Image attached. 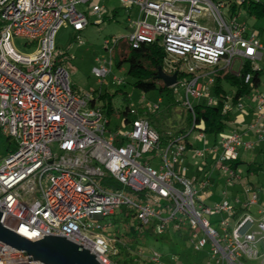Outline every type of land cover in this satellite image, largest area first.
<instances>
[{
	"label": "built area",
	"instance_id": "2783aa9c",
	"mask_svg": "<svg viewBox=\"0 0 264 264\" xmlns=\"http://www.w3.org/2000/svg\"><path fill=\"white\" fill-rule=\"evenodd\" d=\"M101 1L0 0V132L16 144L15 151L0 158V213L6 214L1 224L29 241L64 237L89 251L99 264H114L110 256L117 250L111 244L117 238L105 218L125 208L138 229L152 226L155 236H164L169 223L174 232L187 229L190 249L201 252L208 246L205 253L214 264H264V207L257 216L247 211L257 204V196L240 206L226 200L206 205L181 165L189 137H205L195 124L193 106L216 105L212 89L217 73L238 74L246 62L252 71L262 69L259 32L247 29L230 12L226 18L222 2L117 0L127 17L131 10L138 14L125 46H162V70L177 75L175 94L178 88L183 91L181 104L192 122L185 134H160L151 127L147 112L138 116L129 109V119L110 131L98 93L74 94L67 71L54 55L55 33L69 26L78 39L88 14L103 18ZM238 1L240 5L243 0ZM179 4H186L187 11ZM82 6L85 11L78 8ZM205 17L208 22L202 21ZM15 39H23L33 51L18 53ZM120 46L121 39H105L108 61L97 59L92 68L99 85ZM251 80L247 73L244 82ZM253 92L255 117L247 129L264 142V94L258 88ZM230 101L223 100V113L233 108ZM161 102L149 110L157 111ZM235 107L244 113L240 101ZM253 145L234 131L211 148L191 150L202 160L211 154L212 170L235 184L241 177L231 162L238 160L240 149ZM209 184L208 179L201 183ZM212 216L219 218L213 222ZM150 260L157 264L159 256ZM0 264L42 263L0 242Z\"/></svg>",
	"mask_w": 264,
	"mask_h": 264
},
{
	"label": "rangeland",
	"instance_id": "374dc122",
	"mask_svg": "<svg viewBox=\"0 0 264 264\" xmlns=\"http://www.w3.org/2000/svg\"><path fill=\"white\" fill-rule=\"evenodd\" d=\"M215 2H222L226 5L227 0H214ZM264 2V0H260ZM236 5L239 1L235 0ZM105 9L103 15L106 18H100L97 16H88V25L86 28L77 34L78 39H75V33L71 27H61L54 35V47L55 57H57V65L63 66L69 76L70 88L72 92L78 96H82L85 93H92L98 90H103L112 96V106L114 112L109 117L108 129L110 131L118 130L123 120V111L126 107L137 112L138 115L147 112V119L150 122L151 127L158 133L175 132L181 128L187 129V122H184L185 108L181 104L183 91L178 88V93L174 95L175 101L178 102V106L173 111L167 110V101L164 95H160L158 92L144 93L138 89L132 87V78L127 75V64L124 63L120 68L115 67L112 64L110 66V73L103 79H101V86L98 83V79L92 75V68L97 65L96 60L108 61V51L104 49V41L107 38H118L121 39V46L125 44V38L133 31V22L138 18L136 10H131L129 17L126 16L125 9L119 4L117 0H106ZM182 10L187 11L188 6L186 4H179ZM79 8V7H78ZM116 9L118 15L115 16L112 21L108 18L111 17L112 10ZM221 13L226 16L229 14V7L222 8ZM237 19L241 21L245 27L249 30H257L259 32V39L264 43V18L255 19L253 17H247L243 8L236 9L235 12ZM234 15V14H233ZM200 20V19H199ZM202 21L208 22L207 18H202ZM149 23H152V19H148ZM80 40V43H79ZM23 39L14 40V48L20 54H29L33 51L32 48L26 47ZM125 47L119 48V53L124 52ZM114 55L116 53L114 52ZM115 58V57H114ZM114 61V59H113ZM260 67L264 69V62L259 63ZM234 70H238V65H235ZM117 79L114 81L113 79ZM161 82V81H160ZM162 83V82H161ZM100 88V89H99ZM229 91L230 88L226 86ZM258 92L264 94V72L261 74V84L258 88ZM124 95L126 100H124ZM254 92H250L247 96L240 100V103L247 108L252 103ZM162 102L159 104L157 111L151 112L150 107L158 104V101ZM192 101V100H191ZM102 105V102L99 101ZM194 101H192V104ZM241 109L233 107L229 111V121L223 133L219 134L216 139L219 142L221 136L229 135L232 130H241V124L243 123ZM151 114V115H150ZM150 116V117H149ZM183 117V119H182ZM182 119V120H181ZM212 135H205L203 140L199 141L194 139L193 135L189 137L193 148L198 150H204L206 145L208 148L214 144ZM16 150L15 142L10 139L7 140L0 132V158H3L9 153ZM241 151V150H240ZM239 151V152H240ZM254 151H248L241 153L243 156L244 164H239L236 167V173L242 178H249L251 180L258 176V179L264 180V156L257 158L256 163L260 164V170L255 173L248 172L247 165L248 160L253 161L251 154ZM189 154L183 162V166L186 169V177L193 178L195 173L200 179H211L215 184L213 189L214 199L218 201L226 200L227 202H233L235 197L241 200L246 198L245 189L240 185L226 183L227 175L220 172L219 170H212L211 161L213 160L211 155L205 163L204 160L195 157L194 152L191 149H187L186 154ZM255 154L260 156V153ZM147 158V157H145ZM260 185H264V182H260ZM250 187V186H249ZM197 196L202 194L197 187ZM259 192L264 193V190L258 188ZM260 196V195H259ZM264 199V194H262ZM207 205L211 206L212 202H206ZM219 216H212L211 220L214 222ZM106 222L112 224V231L115 237L118 239L117 242H124L128 244L131 249L130 255L133 258L132 264H154L150 258L154 254L159 256V262L157 264H214L206 256V249L201 252H195L189 248V244L183 234H177L173 231L172 224H167L166 234L162 237L155 236L153 234L144 233L137 230L136 220L129 217L125 212V208L117 211L113 216L105 218ZM121 245V243H120ZM262 244H259L261 246ZM113 248H116L115 244H111ZM176 255L177 260H170V255ZM113 255L110 256L112 258ZM175 257V258H176ZM248 264H257V262H250Z\"/></svg>",
	"mask_w": 264,
	"mask_h": 264
},
{
	"label": "trees",
	"instance_id": "16d2710c",
	"mask_svg": "<svg viewBox=\"0 0 264 264\" xmlns=\"http://www.w3.org/2000/svg\"><path fill=\"white\" fill-rule=\"evenodd\" d=\"M214 1V0H213ZM235 0H227L226 5L229 7V12L235 14L236 9L243 8L247 17H253L255 19L264 18V2L260 0H243L240 5H236ZM116 15V12L113 14L112 18ZM111 18V19H112ZM111 19L109 21H111ZM124 48V52H118L119 48ZM114 52L113 64L115 67L120 68L124 63L127 64V75L132 78V87L138 89L144 93L149 92H158L160 95H164L167 101V110L173 111L177 108L178 102L175 101V88H167L156 79L158 68H163V61L165 58V52L158 43L153 44H141L137 49H132L125 44H122ZM59 55H56V58ZM264 72V69H261L258 72L251 70V65L249 62H246L243 65V68L238 74L220 71L215 76L214 86L212 89L213 95L217 98V103L214 106H206L204 104H197L193 106V114L195 116V124L200 127L201 131L205 135H212L214 144H216V137L223 133L229 119V112L223 113V100L226 97H230L231 106L235 105L245 96H247L251 91L259 88L261 84V74ZM247 73L252 74V80L248 83L244 82L245 75ZM180 76V74H178ZM226 86L230 88L231 91L226 89ZM102 102V108L105 111V116L109 120V117L114 112L112 106V96L107 92L99 94L98 98ZM124 100L126 96L124 95ZM129 108L126 107L123 111V118L129 119L128 115ZM174 112V111H173ZM142 114H140L141 116ZM151 115V114H150ZM139 116V115H138ZM150 117V116H149ZM183 119V117H182ZM181 119V120H182ZM184 122H187V129L181 128L175 132H168L169 134L181 135L185 134L191 126L192 116L190 112L185 110ZM163 134V133H160ZM165 134V133H164ZM8 140V139H7ZM189 149L190 146L187 145ZM242 164L239 160L231 162L232 168L236 169L237 165ZM247 171L254 172L256 169H253L254 164H247ZM125 212L129 217L134 218V215L125 209ZM139 224L136 222V227ZM140 230V229H137ZM152 226H149L145 229L140 230L144 233L152 234ZM177 234H183L185 239H188V230L183 229L175 232ZM118 240V239H117ZM121 243V245H120ZM116 254L111 258V261L114 264H132L133 258L130 255L131 247L124 242H116ZM190 248V247H189ZM170 260H177L176 255H170ZM176 257V258H175Z\"/></svg>",
	"mask_w": 264,
	"mask_h": 264
},
{
	"label": "water",
	"instance_id": "95a60500",
	"mask_svg": "<svg viewBox=\"0 0 264 264\" xmlns=\"http://www.w3.org/2000/svg\"><path fill=\"white\" fill-rule=\"evenodd\" d=\"M177 75H166L158 68L156 79L167 88L176 84ZM5 213H0V242L22 253L29 260L42 264H99L89 251L82 249L61 236H44L38 241H29L5 228L1 223Z\"/></svg>",
	"mask_w": 264,
	"mask_h": 264
},
{
	"label": "crops",
	"instance_id": "0c3cea01",
	"mask_svg": "<svg viewBox=\"0 0 264 264\" xmlns=\"http://www.w3.org/2000/svg\"><path fill=\"white\" fill-rule=\"evenodd\" d=\"M105 1L106 0H103V1H101L100 2V5L103 7V9H105V5H104V3H105ZM82 11H85V8L82 6V7H79ZM116 12V15L115 16H117L118 15V11L116 10V9H114V10H112V13H111V17L110 18H108V20H110L111 18H112V16H113V14ZM88 16H89V14H88ZM114 16V17H115ZM127 16V15H126ZM103 18H106L104 15L102 16ZM113 19V18H112ZM112 19H111V21H112ZM163 71V70H162ZM166 74V73H165ZM167 75V74H166ZM101 86V85H100ZM100 89V88H99ZM96 93H98V95L100 94V93H103V90H98V91H95ZM106 92V91H105ZM109 94V93H108ZM99 100V99H98ZM100 101V100H99ZM243 114H242V117H243V123L241 124V130L240 131H237V130H232V132H234V131H236V132H239V134H241L242 135V139H243V141H246V142H252V143H254V145H253V147H252V149H250V150H242V149H240L239 151V154H238V160L240 161V162H242L243 164L246 162V161H244V159H243V156H241V153L243 152V153H246V152H248V151H254L252 154H251V156L252 157H248V158H252L253 159V161H250V160H248V163H246V165L247 164H254V167H253V169H256V171H255V173H257L259 170H260V164H257L256 163V160H257V158L259 159V158H261L262 156H264V142H258L257 141V139H256V137L254 136V134L251 132V131H249L248 129H247V126L250 124V123H252V121L254 120V106H253V104L251 103V105L250 106H248L247 108H245L244 110H243ZM262 122H264V121H262ZM231 132V133H232ZM197 140V139H196ZM188 142H189V146H190V148L189 149H193V145H192V143H191V141L188 139ZM218 142H217V139H216V144H217ZM208 145L209 144H207L206 145V148L205 149H208ZM215 144H213V146H214ZM211 148V147H210ZM188 149V148H187ZM255 151H256V153L258 152V153H260V156H258V155H256L255 154ZM209 155H211V154H209V153H206V155H205V158H204V162L206 163L207 162V160L209 159L208 157H209ZM189 156V154L187 153V154H185V156H184V159H183V161H182V163H181V165L183 164V162H184V160H185V158H187ZM211 157H212V159H213V156L211 155ZM262 160H264V159H262ZM213 162V160L210 162V163H212ZM182 167L184 168V166L182 165ZM236 170V169H235ZM197 173V172H196ZM196 173H195V175H194V177L193 178H190V179H192L193 181H194V187H195V189L197 190V187H198V189L200 190V191H203V193L202 194H199L198 196H199V198H201L202 199V201L204 202V204H206V202H212V204H214V203H216V202H220V201H218L216 198H215V201H211V200H213L214 199V196H212L213 195V189L215 188V184L213 183V181L211 180V179H208L209 181H210V184L207 186V187H202V185H201V183H202V181L204 180V179H200V177H198V175H196ZM185 174H186V169H185ZM186 176V175H185ZM264 182V180H260V179H258V176L256 177V178H254V181H253V179L251 180V182L249 183V178H242L241 177V180L239 181V182H237V184L238 185H240V187H242V188H244L245 190V193H246V198L244 199V200H241V199H239L238 197H235L234 198V200H233V202H231V203H235V204H237L238 206H240V205H242V204H245L246 202H247V200L252 196V195H256L257 196V204L256 205H253V206H250L248 209H247V211L248 212H250L251 214H253L254 216H257V211L259 210V208H261V207H264V199H262V194H264V193H261V192H259V194H257V191H258V188H260L261 190H264V185H260V182ZM236 184V183H235ZM236 184V185H237ZM250 186V187H249ZM198 191V190H197ZM260 195V196H259ZM240 204V205H239ZM207 205V204H206Z\"/></svg>",
	"mask_w": 264,
	"mask_h": 264
}]
</instances>
